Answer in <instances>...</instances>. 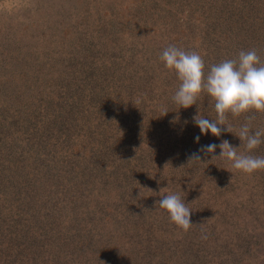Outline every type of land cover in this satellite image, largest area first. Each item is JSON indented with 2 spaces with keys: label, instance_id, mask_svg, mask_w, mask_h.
I'll list each match as a JSON object with an SVG mask.
<instances>
[{
  "label": "rangeland",
  "instance_id": "1",
  "mask_svg": "<svg viewBox=\"0 0 264 264\" xmlns=\"http://www.w3.org/2000/svg\"><path fill=\"white\" fill-rule=\"evenodd\" d=\"M169 46L205 76L241 50L264 63V0H0V264H264V170L200 151L264 157L235 136L264 114L202 135L214 101L175 103ZM168 194L192 210L187 233Z\"/></svg>",
  "mask_w": 264,
  "mask_h": 264
},
{
  "label": "clouds",
  "instance_id": "2",
  "mask_svg": "<svg viewBox=\"0 0 264 264\" xmlns=\"http://www.w3.org/2000/svg\"><path fill=\"white\" fill-rule=\"evenodd\" d=\"M160 59L169 71H175L178 76L180 85L173 100L180 108L188 109L197 105L204 93L214 101L217 114L215 120L199 113L193 117L202 135L211 133L218 138L224 131L230 133V126H226L229 115L238 117L252 112L264 114V63L255 49L241 50L235 59H226L212 65L206 76L204 61L196 52L169 46L162 52ZM247 119L248 122L240 127L235 136L244 142L245 149L250 153L264 143L261 139L264 137V128L253 133L250 124L254 116L249 115ZM195 139L199 142V136ZM217 147L220 154L213 155L212 160L226 159L232 169L246 175L264 170V157L242 154L240 147L231 145L227 140L221 141L219 145L203 146L200 151L214 154ZM199 160L200 156L196 153L190 158V161ZM158 204L166 210L170 221L185 233L194 226L190 220L192 210L179 194H168L161 198Z\"/></svg>",
  "mask_w": 264,
  "mask_h": 264
}]
</instances>
